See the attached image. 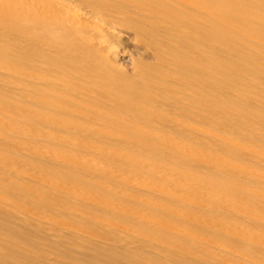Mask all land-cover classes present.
Wrapping results in <instances>:
<instances>
[{
  "label": "bare ground",
  "instance_id": "6f19581e",
  "mask_svg": "<svg viewBox=\"0 0 264 264\" xmlns=\"http://www.w3.org/2000/svg\"><path fill=\"white\" fill-rule=\"evenodd\" d=\"M0 264H264V0H0Z\"/></svg>",
  "mask_w": 264,
  "mask_h": 264
}]
</instances>
